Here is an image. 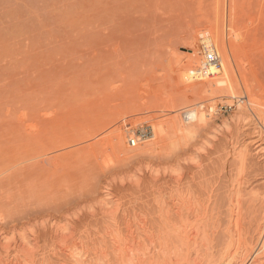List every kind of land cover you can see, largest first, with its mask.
Segmentation results:
<instances>
[{"label":"rangeland","instance_id":"obj_1","mask_svg":"<svg viewBox=\"0 0 264 264\" xmlns=\"http://www.w3.org/2000/svg\"><path fill=\"white\" fill-rule=\"evenodd\" d=\"M244 92L264 113V0H0V233L13 246L0 264H74L80 246L86 264H123L142 242L173 263V229L198 215L202 257L218 259L239 188L242 240L257 244L264 141L230 107ZM221 95L216 122L176 111ZM153 125L180 135L146 151ZM144 129L138 155L129 139Z\"/></svg>","mask_w":264,"mask_h":264},{"label":"bare ground","instance_id":"obj_2","mask_svg":"<svg viewBox=\"0 0 264 264\" xmlns=\"http://www.w3.org/2000/svg\"><path fill=\"white\" fill-rule=\"evenodd\" d=\"M224 95H221L220 96V98H219V100H218V102H214L215 101V99L214 98H212V97H210V98H207V99H205L203 102H206L203 106H201V107H199V105H187L185 108H182V109H176V111H177V113L178 114H180L181 115V120H184V122H187L188 124L190 123V122H193V124L195 123V122H198V121H201V123L203 122V121H215V119H218V114H219V102H221V103H223V97ZM236 99H237V101H235V102H233V101H230V104H231V106L230 107H232L233 108V106H235L236 105V107H238L241 111H242V116L239 114V117H237V118H239L242 122H244V121H248V123L250 124V123H252V125H254L253 127L254 128H256L257 129V131H255V132H257V134L256 133H254L253 134V138H255L254 136L256 135V137L258 138V139H261L262 141H264V137H263V133H264V113H261L260 112V107H259V105H258V103L257 102H255V100L254 99H252V96L249 94V93H247V92H244V93H241V94H239L237 97H236ZM224 103H226V102H224ZM228 103V102H227ZM240 110H238V111H240ZM241 111H240V113H241ZM170 112V111H169ZM169 112H164V116L166 115V119H168L169 117V115H168V113ZM173 112V111H172ZM172 112H170V113H172ZM166 113V114H165ZM239 113V112H238ZM174 114V113H173ZM173 114H171V115H173ZM244 114V115H243ZM160 115L162 116V114L160 113ZM156 116H159V115H156ZM237 116H238V114H237ZM160 117V116H159ZM179 117V116H178ZM235 117V116H234ZM161 118V117H160ZM160 118H158V119H160ZM177 117H175V119H176ZM162 119V118H161ZM161 119H160V121H161ZM164 119H165V117H164ZM177 119H179V118H177ZM176 119V122H174L175 124L177 123V121L180 123V119L179 120H177ZM152 120H154V117H153V119ZM172 120V119H171ZM224 120H227V119H224ZM163 122L161 123V122H159V123H157L158 125L157 126H159V125H161V124H163L164 123V120H162ZM234 121H235V119H234ZM182 123H184L183 121H181ZM216 122V121H215ZM224 122H226V125H227V121H223V123ZM240 122V121H239ZM238 122V123H239ZM241 122V123H242ZM169 123H170V121L168 122V121H166L165 122V124H168L169 125ZM174 123L172 124V125H174ZM179 123H177L176 125H178L179 126ZM204 123V122H203ZM240 123V124H241ZM246 123V122H245ZM254 123V124H253ZM155 124V123H154ZM192 124V123H191ZM247 124V123H246ZM245 124V125H246ZM168 125H166V127H168ZM171 125V126H172ZM176 125H174V126H172V127H174V128H176V129H174L173 128V132L170 130V132H172V133H175V131L177 132L179 129V127L178 126H176ZM180 125H186V124H181L180 123ZM251 125V124H250ZM249 125V126H250ZM161 126H163V125H161ZM161 126H160V128H161ZM170 126V125H169ZM170 126V127H171ZM176 126V127H175ZM190 126H192V125H190ZM190 126H187L188 127V129L186 128V127H183L186 131H188L189 130V128H191ZM153 127H155L156 128V132H155V134H153V136H154V138L155 139H153V138H151L152 140H154V141H152V140H150V141H152L151 143L150 142H148V141H144L143 142V145H145V147H142V145H140L141 143H139L136 147H134L133 149H140V151L141 152H144L145 153V151H142L141 150V147H142V149L144 148V150H145V148H146V151L147 150H149L150 148H151V146H157L158 144V142H160V141H162V137H165L164 138V140L165 141H168V139H170L171 138V135H173L172 133H171V135L168 133L169 132V130H167V135H168V137H167V135H166V130H164L165 131V133L161 130V129H159V130H157L158 128L156 127V125L154 126L153 125ZM246 127V126H245ZM252 127V128H253ZM162 128H164V129H166L165 127H162ZM169 128V127H168ZM180 128H182V127H180ZM170 129V128H169ZM183 129V130H184ZM175 130V131H174ZM183 130H181L180 129V133H181V136H182V134L184 135H186L187 133H185L186 131H183ZM129 132V131H128ZM189 132V131H188ZM177 133H175L174 135H176ZM189 134V133H188ZM187 134V135H188ZM165 135V136H164ZM173 135V136H174ZM178 135H180V134H178ZM178 135L176 136V137H178ZM184 135V136H185ZM186 135V136H187ZM172 136V137H173ZM181 136H179V137H181ZM185 136V137H186ZM128 137V136H127ZM170 137V138H169ZM175 136L173 137V138H176ZM126 138V137H125ZM124 138V139H125ZM130 138V137H129ZM162 138V139H161ZM167 138V139H166ZM173 138H171L172 140H173ZM183 138V137H182ZM192 138V137H191ZM252 138V139H253ZM170 139V140H171ZM183 139H185V138H183ZM187 139V138H186ZM256 139V138H255ZM257 139V140H258ZM163 140V141H164ZM260 140V141H261ZM186 142L187 141H189L188 139L187 140H185ZM259 141V140H258ZM147 142V143H146ZM186 142L184 143V144H186ZM125 144H126V142H124ZM146 143V144H145ZM124 144V145H125ZM157 144V145H156ZM160 144V143H159ZM175 144V143H174ZM184 144H182V145H184ZM127 145V144H126ZM129 145V144H128ZM186 145H188V144H186ZM262 145V144H261ZM263 145H264V142H263ZM127 147H129V146H127ZM150 147V148H149ZM182 147V146H181ZM262 147V146H261ZM156 148V147H155ZM154 148V149H155ZM158 148V147H157ZM175 148H176V146H175ZM257 148H259V144H258V147ZM132 150L133 151V153H134V151H135V154L137 153L136 151L137 150ZM154 149H153V147H152V150L150 149V151H154ZM263 150V152L262 151H260V149H258L259 151L258 152H261V153H263L262 155H263V157H264V147L262 148ZM139 153V152H138ZM137 153V154H138ZM260 153V154H261ZM139 155V154H138ZM261 155V156H262ZM158 171V170H157ZM158 173V172H157ZM155 174V173H154ZM156 175V174H155ZM158 175V174H157ZM173 176H174V174H173ZM153 177V179H155V176H152ZM172 177V176H171ZM180 177V176H179ZM175 178H177V179H179L178 177H175ZM183 178V177H182ZM156 179H158V178H156ZM174 180V179H173ZM176 180V179H175ZM178 181V180H177ZM179 181H181V180H179ZM178 181V182H179ZM239 181V180H238ZM176 182V181H175ZM177 183V182H176ZM237 183V182H236ZM239 183V182H238ZM237 183V184H238ZM179 184V183H178ZM236 184V185H237ZM234 185V184H233ZM238 185H240V184H238ZM235 186V185H234ZM241 186V185H240ZM177 187V186H176ZM236 188V187H235ZM238 188H239V186H238ZM238 188H236L237 189V191H238ZM173 189V188H172ZM175 190V189H174ZM176 191V190H175ZM236 191H234V193H235ZM254 192V191H253ZM252 192V193H253ZM240 193V188H239V191H238V193L235 195V194H233V192H232V194H233V198H232V200H231V202H230V214H229V222H228V225L226 224V226H227V229H228V235L230 236V240H232L231 242H230V244H228V246H227V248H226V250L223 252V253H221V252H219L220 253V255L219 256H217L216 255V257H218V259L216 258L215 259V257H214V259L212 258V259H209V258H211V255L209 254V255H207V256H209L208 258H205V253H204V256L202 257V254H203V252H200L201 250L202 251H204V250H207V246H206V249H204L203 248V246L205 247V245L203 244V246H201V244L199 243L200 241V239H202L201 238V236H200V229H199V227H198V225H197V223H201L199 220H198V217L200 216V215H198V217L196 218L197 220L195 221V219H194V222H191L190 220L192 219V218H190V216H188L189 218H190V220H189V218H185V219H188L187 221L185 220V222L183 223V225H181V226H179L180 225V223L182 224V219H183V217H182V219H180L181 221H180V223L178 224V222H176L177 224H178V226L180 227H177L176 226V224L175 225H173L174 224V222H173V226H176L175 227V229H173V231L172 230H170V232L172 231V237H176L175 239H178V241H177V243L179 244V245H182V248H181V250L182 251H178V248H179V246L176 248V250H177V253H179V254H175L176 253V250H174L173 252V254L175 255H173L174 257V260H172V261H174L173 263H175V264H264V193L262 194V197H260V200H259V203H260V205H259V208H261V210H262V216H261V218L259 219L260 220V222H258L259 224H258V235H257V240H256V242H257V244H255V245H251V246H249L247 243L245 244V243H243V236L241 235L242 234V229H241V232H240V219L242 218L241 217V211H240V200H239V196H238V194ZM252 193H251V196H252ZM257 193V192H256ZM261 194V193H260ZM254 195H256V194H254ZM259 195V194H258ZM257 195V196H258ZM177 196V195H176ZM256 196V197H257ZM173 197V196H172ZM180 197V196H179ZM182 197V196H181ZM256 197H254V198H256ZM258 198V197H257ZM256 198V199H257ZM175 199V198H174ZM180 199L181 198H179V201H180ZM255 199V200H256ZM176 200V199H175ZM184 200V199H183ZM230 200V199H229ZM178 201V202H179ZM185 201V200H184ZM183 201V202H184ZM190 202V201H189ZM254 203H255V201H253ZM180 203V202H179ZM106 204V203H105ZM178 203H176V204H174V205H177ZM180 204H183L182 202L180 203ZM179 204V205H180ZM185 205H186V203H184ZM183 204V205H184ZM185 205H184V207H185ZM178 206V205H177ZM176 207V206H175ZM181 207V208H180ZM179 208L180 209H182V206H180ZM183 207V208H184ZM176 208H178V207H176ZM178 208V209H179ZM186 208H187V206H186ZM185 208V209H186ZM193 208H195V206L193 207ZM106 209V208H105ZM175 209V208H174ZM174 209H172V210H174ZM184 209V210H185ZM187 210V209H186ZM185 210V211H186ZM191 211V209L189 208L188 209V211ZM242 210V209H241ZM261 210L259 211V212H261ZM106 211V210H105ZM197 211H198V209H197ZM111 212V211H110ZM184 212V211H183ZM182 212V213H183ZM194 211H192L191 213L192 214H195V213H193ZM108 213V212H107ZM180 213V212H179ZM178 213V214H179ZM201 213H203V211L201 212ZM103 214H105V213H103ZM112 213H110L109 215H111ZM114 214V213H113ZM177 214V213H176ZM177 214V215H178ZM198 214V213H197ZM197 214H195L196 216H197ZM200 214V213H199ZM204 214V213H203ZM107 215V214H106ZM185 215V214H184ZM188 215H190L189 214V212H188ZM207 215V214H206ZM181 216V215H180ZM179 216V217H180ZM195 216V217H196ZM201 216H203V215H201ZM165 217V216H164ZM179 217H177V218H179ZM184 217H187V215L186 216H184ZM193 218H194V216H192ZM181 218V217H180ZM112 219V218H111ZM202 219V218H201ZM178 220V219H177ZM112 221H114V218H113V220ZM175 221V220H174ZM193 221V220H192ZM199 221V222H198ZM145 222V221H144ZM133 223V222H132ZM132 223L131 224H129V226H127V227H132V226H130V225H132ZM204 223V222H203ZM202 223V224H203ZM62 224H63V222H62ZM143 224V223H142ZM145 224V223H144ZM202 224H200L201 226H200V228L203 226ZM55 226V225H54ZM53 226V227H54ZM206 226V225H205ZM56 228H57V225L55 226ZM60 226L58 225V228H59ZM134 227H135V225H134ZM143 227V229L145 230V228H144V226H142ZM56 228H54V229H56ZM141 228V227H140ZM176 228H178V230L179 231H175V233H173L174 232V230H177ZM242 228V227H241ZM60 229V228H59ZM61 229H63V228H61ZM60 229V230H61ZM128 230L130 229V232L132 233V236H133V233H134V231L132 232V230H131V228H127ZM133 229V228H132ZM142 229V228H141ZM226 229V228H225ZM227 229H226V232H227ZM58 230V229H57ZM206 230V229H205ZM62 231V230H61ZM63 231H65V229H63ZM207 231V230H206ZM53 232V231H52ZM55 232H56V230H55ZM55 232H53V233H55ZM59 232V231H58ZM71 232V231H70ZM74 232V231H73ZM145 232V231H144ZM147 232V231H146ZM169 232V233H170ZM61 232H59V233H57V234H59V236L60 235H62L63 236V233L62 234H60ZM164 233H168V232H164ZM177 233V234H176ZM113 234V233H112ZM176 234V235H175ZM203 234V233H202ZM8 235V234H7ZM65 235H67V234H65ZM135 235H136V232H135ZM138 236H139V234H137ZM171 235V234H170ZM169 235V236H170ZM175 235V236H174ZM57 236V235H56ZM72 236V235H71ZM116 236V235H115ZM118 236H120V235H118ZM166 236H168V235H166ZM178 236V237H177ZM200 236V237H199ZM225 236H227V235H225ZM24 237V236H23ZM58 237V236H57ZM56 237V240L58 239V238H60V237H58L57 238ZM70 237V236H69ZM140 237V236H139ZM22 238V237H21ZM21 238H19V239H21ZM114 239H112V240H115V238L116 237H113ZM137 238V237H136ZM142 238V237H141ZM170 238H171V236H170ZM199 238V239H198ZM228 238V237H227ZM25 239H27V237L25 238ZM65 239V238H64ZM64 239H62V240H64ZM67 239V238H66ZM130 239H131V237H130ZM129 239V242H131V240ZM138 239V238H137ZM171 239H174V238H171ZM174 239V240H175ZM23 240V239H22ZM69 240V239H68ZM70 240H72V239H70ZM74 240V239H73ZM72 240V241H73ZM111 240V241H112ZM119 240H121V239H119ZM118 240V241H119ZM153 239H150V242H152V243H154V240L152 241ZM229 240V241H230ZM12 242H13V239L11 240ZM19 240H17L16 241V243L18 242ZM21 241V240H20ZM23 241H26V240H23ZM76 241V240H75ZM116 241V240H115ZM118 241H117V243H118ZM176 241V240H175ZM179 241L182 243H179ZM197 241H199V242H197ZM58 243L59 242H62L61 241V238H60V241L58 240L57 241ZM65 242H67V240H65ZM63 243L64 245V247L66 246V248H69L68 250H71L70 251V255L71 254H73L72 253V250L75 248V245L76 244H72V246H74L72 249H71V246H67V245H65L66 243ZM71 242V241H70ZM122 242V241H121ZM121 242L120 243H118V244H121ZM133 243L132 244H135L136 242H134V241H132ZM171 242H173V241H170V245H171ZM25 243H27V245L30 243V241H29V243H28V241L27 242H25ZM113 243H115L114 241H113ZM139 243V242H138ZM140 243H141V240H140ZM142 243H144L145 244V242H142ZM141 243V246H140V248L139 249H135V247L136 248H138L137 246H132V247H130V244H129V246H128V248H126L127 250H124L125 252L124 253H118V252H120L119 251V249L120 248H122V247H118V246H114V248L115 247H117V249L115 248V251H117L116 253H118L119 254V256H120V254H122L121 255V258H122V260H123V264L125 263V264H158L157 262H156V256H157V253H155V251L153 252V250H149V249H147V251L145 250V249H143V248H145V246L146 247H148L149 248V246H147L146 244L145 245H143ZM151 243V244H152ZM200 244V246L199 247H201V248H203V249H200V248H198V245L197 244ZM18 244H20V243H18ZM60 244H62V243H60ZM71 244V243H70ZM125 244V243H124ZM123 244V242H122V245L121 246H123L124 245ZM126 244H127V242H126ZM150 244V245H151ZM206 244V243H205ZM252 244H254V243H252ZM259 244V245H258ZM0 245L1 246H3V249L5 250V252H7V255H9V250H13V249H10L11 247L13 248V246H11L12 244L10 243V241H9V238H7V237H5V235H3V234H1L0 233ZM23 245H24V243L23 244H20V246L21 247H23ZM27 245H24V246H27ZM29 245H31V243L29 244ZM78 246H79V244H77ZM76 245V246H77ZM128 245V244H127ZM138 245H140V244H138ZM153 245V244H152ZM150 246L151 248L153 247V246ZM154 245H155V243H154ZM174 245V244H173ZM172 245V246H173ZM0 246V247H1ZM16 245H14V247H15ZM19 246V245H18ZM19 246V248H21ZM62 246V245H61ZM77 246V247H78ZM120 246V245H119ZM143 246V247H142ZM166 246V245H165ZM168 246V245H167ZM125 247H127V246H125ZM160 247V246H159ZM169 247V246H168ZM171 247V246H170ZM2 248V247H1ZM23 248H25L26 249V247H23ZM23 248H21V249H23ZM29 248H30V246H29ZM32 248V247H31ZM63 248V247H62ZM82 248H84V247H82ZM81 246H80V248L78 247V248H76V251L74 250L73 252H75V255L73 254V255H71V257L73 258V259H71V263H74V264H86V260H84V259H87V255L85 256L86 258H84L83 256L85 255V254H87L85 251H83V253L85 252V254L82 256V255H80L81 253H79V250H80V252H81ZM155 248V247H154ZM153 248V249H154ZM173 248V247H172ZM224 248V247H223ZM260 248V249H259ZM2 249V250H3ZM28 249V248H27ZM26 249V250H27ZM160 249L162 250V248L160 247ZM164 249V248H163ZM1 250V249H0ZM7 250V251H6ZM31 250V249H30ZM66 250V249H65ZM68 250H66V251H68ZM77 250H78V255L76 254V252H77ZM137 250V251H136ZM141 250L143 251H145V252H141ZM156 250V249H155ZM171 251H172V249H170ZM19 251H21V250H19ZM18 251V252H19ZM23 252H24V250H22ZM63 251V250H62ZM114 251V252H115ZM165 251V249L163 250V252ZM183 251H185V252H183ZM2 252V251H1ZM9 252V253H8ZM28 253H29V255H30V252H29V250L27 251ZM180 252H182V253H180ZM208 252H210V251H208ZM16 253V252H15ZM22 253V252H21ZM64 253V252H63ZM162 253V252H161ZM161 253H160V256H161ZM166 252H164L163 254H165ZM167 253H169V251H167ZM171 253V252H170ZM169 253V254H170ZM202 253V254H201ZM3 254V253H2ZM32 254V253H31ZM165 255V256H170V255ZM172 254V253H171ZM183 254V255H182ZM206 254H208L207 252H206ZM4 255H6V254H4ZM6 255V256H7ZM11 255H12V252H11ZM35 255V254H34ZM67 255V254H66ZM70 255H68V260L71 258L70 257ZM80 255V256H79ZM104 255H102V257H103ZM118 256V258H120ZM215 256V255H214ZM1 257V256H0ZM8 257V256H7ZM6 257V258H7ZM9 257H11V256H9ZM101 257V256H100ZM104 257H106V255L104 256ZM212 257H213V255H212ZM261 257L263 258L262 260H263V262H262V260H261ZM34 258V257H33ZM158 258H160L159 257V255H158ZM167 258H169L170 259V263L171 264H173L172 262H171V258L170 257H167ZM4 259V258H3ZM8 259V258H7ZM103 259V258H102ZM169 259H167L165 262L166 263H168L169 264V262H168V260ZM209 259V260H208ZM72 260H73V262H72ZM88 260V259H87ZM100 260V259H99ZM2 261V260H1ZM21 261V260H20ZM66 261H67V259H66ZM70 261V260H69ZM104 261V260H103ZM118 261H119V259H118ZM121 261V260H120ZM259 261H261L260 263H259ZM7 262V261H6ZM10 262H12V261H10ZM29 262H30V260H29ZM27 263V264H31V263ZM40 262V261H39ZM164 262V263H165ZM46 263V262H45ZM88 263V262H87ZM120 263V262H119ZM11 264V263H10ZM12 264H14V263H12ZM47 264V263H46ZM102 264H104V263H102ZM121 264H122V262H121Z\"/></svg>","mask_w":264,"mask_h":264},{"label":"built area","instance_id":"obj_3","mask_svg":"<svg viewBox=\"0 0 264 264\" xmlns=\"http://www.w3.org/2000/svg\"><path fill=\"white\" fill-rule=\"evenodd\" d=\"M208 61L211 63H216L218 61L217 55H208ZM152 133V129H144L139 131L134 137L129 139V146L136 147L139 143V140H145Z\"/></svg>","mask_w":264,"mask_h":264}]
</instances>
